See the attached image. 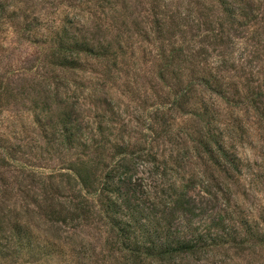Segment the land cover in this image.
<instances>
[{"label": "rangeland", "instance_id": "obj_1", "mask_svg": "<svg viewBox=\"0 0 264 264\" xmlns=\"http://www.w3.org/2000/svg\"><path fill=\"white\" fill-rule=\"evenodd\" d=\"M7 2L18 8V18L12 23L4 20L0 26V92L5 93L0 108V146H3L0 150V242L3 244L8 243L5 238L13 230L17 214H22L27 205L32 207L31 199H25V196L34 191L41 192L39 187L34 189L31 184L43 187L42 183L50 177L64 180L76 161L72 158L75 153L51 154L48 150L54 128L61 126L68 104L74 100L81 101V112L89 122L100 116L105 128L116 127L124 131L127 118L141 116L145 101L160 104L175 90L179 81L191 79L192 70L199 76L215 75L223 85L228 84L231 97L239 88L244 92L245 76L250 78L251 72L255 75V86L264 83V0ZM226 14H255L258 22L253 27L231 26ZM186 18L192 21L183 27ZM157 19L162 23L161 34L154 26ZM173 20L182 27L174 26ZM199 24L203 30L207 27L220 30V26H224L225 37L218 50L209 47L207 41L203 43L205 32L198 33L196 28H190ZM64 29L75 34L80 42L85 37L95 44L110 45L120 57L118 66L109 70L96 61L84 60V71L63 68L64 59L53 46H56V30ZM195 33L201 38H195ZM202 47L207 55L202 54ZM173 50L175 54L183 50V54L171 58V68L162 69L164 63L159 55H169ZM219 54L228 58L229 64L217 70ZM190 56L192 64L186 62ZM252 58L251 67L249 59ZM242 108L239 117L236 113L240 109L225 110L226 119L231 112L230 117L233 116L238 128L234 137L238 140L235 150L241 160V174L231 181L211 167L205 168L193 161L194 166L186 168L184 178L204 176L207 179L208 176L210 181L218 180L225 190L219 193L217 201L206 196L203 185L191 196L208 210L214 206L229 212L235 210L255 225L264 221V123L257 124L255 115L247 114L245 107ZM36 118L41 120L43 127L33 124ZM15 128L20 131L18 136L13 134ZM19 146L26 154H17L13 161L11 154ZM56 149L54 145L53 150ZM18 164H23L24 168H18ZM212 182L216 184L214 180ZM29 189L33 190L29 193ZM25 220L43 244L53 239V236L46 238L47 226L43 219L34 215ZM76 232L78 246L92 249L97 264H125L120 254L107 252L104 229L84 226ZM62 246L71 248L63 242ZM67 255L68 251L61 256L51 255L41 263L36 261L38 259L31 261L32 255L23 253L19 258L10 257L3 264H64ZM220 259H225V264H264V247L244 254L230 251L224 258L219 255Z\"/></svg>", "mask_w": 264, "mask_h": 264}, {"label": "trees", "instance_id": "obj_2", "mask_svg": "<svg viewBox=\"0 0 264 264\" xmlns=\"http://www.w3.org/2000/svg\"><path fill=\"white\" fill-rule=\"evenodd\" d=\"M7 1L0 0V26L4 20L12 23L18 18V8ZM226 15L231 26L240 28L258 22L255 14ZM184 21L186 27L192 20ZM172 24L182 27L175 20ZM154 26L161 34V21L155 20ZM193 27L198 33L205 32L203 43L207 41L215 51L223 45V25L220 30H203L200 24ZM54 37L53 48L64 59L63 68L84 71V60L96 61L109 70L119 64L120 57L110 45L95 44L85 37L80 42L67 29L56 30ZM194 37L200 39L201 35L195 33ZM200 49L203 55L208 54L203 47ZM182 51L159 55L165 66L162 69L171 68V58ZM191 56L186 60L190 64ZM218 56L216 69L228 67L229 59ZM253 63V58L249 59L251 67ZM191 73V79L179 81L160 104L145 101L141 116L127 118L124 131L105 128L100 116L89 122L81 112L79 99L68 104L61 126L51 134L48 150L51 154L75 153L72 158L76 161L64 180L50 177L43 187L31 184L41 192L25 196L31 199L32 207L27 205L22 214H17L13 230L5 238L8 243L0 242V264L23 253L32 255L31 261L45 263L49 256L67 251L64 264H97L92 249L78 246L76 231L84 226L104 229V247L110 254H120L125 264H225V259L218 260L219 255L224 258L230 251L244 254L264 247V221L254 225L235 210H219L218 206L208 210L191 196L203 185L206 196L217 201L224 184L214 178L210 181L208 176L184 178L186 168L194 166L193 161L231 181L241 174V160L235 150L238 140L234 137L238 128L231 112L226 119L225 110L240 109L236 113L239 117L245 107L247 114L255 115L257 124L264 123V83L255 86L251 72L250 78L245 76L244 92L237 87L231 97L228 84L223 85L215 75L199 76L195 70ZM4 94L0 92V108ZM108 104L111 107V101ZM33 124L43 127L39 118ZM13 134L18 136L20 131L16 129ZM22 148L13 149V161L17 154H26ZM17 166L24 168L23 164ZM34 215L44 220L46 238L53 236L48 244L36 237L25 220ZM62 242L72 249L62 246ZM55 245L57 249H52Z\"/></svg>", "mask_w": 264, "mask_h": 264}]
</instances>
